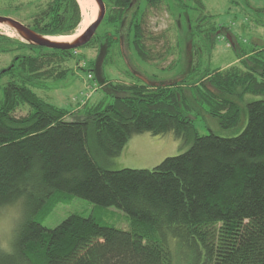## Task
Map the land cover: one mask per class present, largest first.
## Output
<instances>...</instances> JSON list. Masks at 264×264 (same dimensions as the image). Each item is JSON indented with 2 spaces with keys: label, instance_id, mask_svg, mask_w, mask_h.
I'll use <instances>...</instances> for the list:
<instances>
[{
  "label": "trees",
  "instance_id": "obj_1",
  "mask_svg": "<svg viewBox=\"0 0 264 264\" xmlns=\"http://www.w3.org/2000/svg\"><path fill=\"white\" fill-rule=\"evenodd\" d=\"M104 1L103 23L111 28L104 34L107 55L114 43L122 44L119 33L126 29L128 43L147 62L167 56L156 50V41L165 38L149 28L148 11L172 2L184 14L190 8L185 0H146L143 11L137 7L131 13L136 0ZM188 1L195 10L205 9L194 28L200 29L212 15L204 0ZM185 20L192 29L189 17ZM82 21L78 0H48L29 27L44 35L71 36ZM75 50L32 46L0 34V53L23 52L0 73L12 76L0 100V211L17 204L25 211L12 250L0 254V264H264V48L237 50V64L207 69L200 77L188 73L155 85L137 75L132 82H105L113 101L75 110L82 118L30 88L63 78ZM196 70L193 64L190 72ZM186 89L224 127L241 121L237 96L241 101L247 94L263 98L246 103L247 125L239 135H203ZM25 105L30 110L18 115ZM170 131L192 139V145L153 168L117 170L96 158L95 147L116 157L136 135ZM70 195L121 210L128 228L80 214L46 227L45 220L58 204H68ZM185 249L187 258L181 257Z\"/></svg>",
  "mask_w": 264,
  "mask_h": 264
},
{
  "label": "rangeland",
  "instance_id": "obj_2",
  "mask_svg": "<svg viewBox=\"0 0 264 264\" xmlns=\"http://www.w3.org/2000/svg\"><path fill=\"white\" fill-rule=\"evenodd\" d=\"M48 0H0V16L14 18L25 25L30 24L32 15L41 5ZM190 4L188 11L177 7L175 2L159 10L148 11L149 28L156 35H163L165 40L156 41V50L167 56L163 62H147L141 59L135 49L128 43L126 29H122L119 36L124 39L122 46L114 43L106 53L107 45L104 34L111 29L106 22L99 27L93 44L76 49V58H70L63 69L66 74L57 80L38 81L30 88L45 101L74 111L73 118H82L79 108L87 105L93 106L98 102L111 103L114 94L106 88L105 82H132L137 77L150 81L151 84H159L167 81H175L188 73L191 77L203 75L208 69L217 67L226 68L237 64V53L242 50L251 53L254 49L264 48V0H204L207 10L212 17L207 18L200 29H194L199 25L197 17L204 12V8L195 10V5ZM146 0H136L133 13L139 7L142 11ZM83 8V7H82ZM194 8V10H193ZM191 10V12H190ZM84 14V13H83ZM191 20V28L188 30L185 18ZM84 18V17H83ZM80 28V26H79ZM78 28V30H79ZM75 34H79L78 31ZM86 30V29H85ZM114 33V32H113ZM0 34L13 38L14 33L9 28L0 25ZM124 36V37H123ZM231 38V41L229 40ZM228 39V40H227ZM100 43V47H98ZM233 43L237 48L230 46ZM129 47V48H128ZM238 50V51H237ZM22 51H8L0 53V73L9 68L18 54ZM107 55V56H106ZM243 55V54H242ZM180 59L178 65L167 68L171 62ZM248 60V57H246ZM245 60V58H244ZM194 64L196 71H192ZM89 74L93 77L90 78ZM18 78L20 74L15 71ZM12 79L11 75L0 77V100L5 96L7 83ZM195 81V80H194ZM185 95L194 107L192 117L200 134L211 132L223 136L232 137L239 135L247 125L246 103L250 100L263 98V95L247 94L244 101H236L241 107V121L237 126L224 127L220 120L210 115L196 99V94L186 89ZM30 110L28 105L18 110L17 114H26ZM155 138L158 143L154 149L142 142ZM192 139H185L170 131L164 135L155 136L152 133H143L134 136L126 146L131 152L116 157H106L96 147V158L101 163L112 169L143 168L150 169L160 164L165 158L175 156L187 151L192 145ZM94 144V143H93ZM96 146V145H93ZM139 148V149H138ZM72 196V195H70ZM70 200V201H69ZM68 204H58L54 212L44 224L54 228L72 214H80L88 217L96 216L102 223L116 225L119 228H128L129 220L124 217V212L115 207H102L90 201L72 196ZM22 212V219L17 220ZM24 210L20 205L7 206L0 211V254H7L12 250V244L16 229L24 219ZM189 252L185 249L181 257L187 258Z\"/></svg>",
  "mask_w": 264,
  "mask_h": 264
},
{
  "label": "water",
  "instance_id": "obj_3",
  "mask_svg": "<svg viewBox=\"0 0 264 264\" xmlns=\"http://www.w3.org/2000/svg\"><path fill=\"white\" fill-rule=\"evenodd\" d=\"M94 2L97 7V15L96 18L93 20V22L81 34H77L76 36L74 34L70 36V38L64 40H58V37H67V36L44 35L14 18L0 16V25L9 28L11 31H13L14 33L13 38H17L32 46L45 47L49 49H58L63 51L73 50L76 48L84 47L88 43H90L93 40V38L96 36L99 27L105 20V17L107 15V6L105 1L94 0ZM80 6L82 7L81 3ZM229 40L231 41L230 37ZM140 78L143 79L144 81H147V79L143 78L142 76H140Z\"/></svg>",
  "mask_w": 264,
  "mask_h": 264
},
{
  "label": "bare ground",
  "instance_id": "obj_4",
  "mask_svg": "<svg viewBox=\"0 0 264 264\" xmlns=\"http://www.w3.org/2000/svg\"><path fill=\"white\" fill-rule=\"evenodd\" d=\"M79 2L81 3L82 7H83V21L80 25L79 28V34H81L83 31H85V29H87V27L93 22V20L96 18L97 15V7L96 4L94 2V0H79ZM77 34H75L76 36ZM72 36V35H71ZM74 37V36H73ZM70 38V36L67 37H58V40H64V39H68ZM78 49V48H76ZM75 50V49H73Z\"/></svg>",
  "mask_w": 264,
  "mask_h": 264
},
{
  "label": "crops",
  "instance_id": "obj_5",
  "mask_svg": "<svg viewBox=\"0 0 264 264\" xmlns=\"http://www.w3.org/2000/svg\"><path fill=\"white\" fill-rule=\"evenodd\" d=\"M137 136H138V135H137ZM133 138H134V137H133ZM133 138H132V139H133ZM132 139H131V140H132ZM157 143H158V141H157L155 138H152L151 140H146L145 142H142V143L140 144L139 148H140L141 146L146 145V148H147V146H148V147L151 148L152 151H154L155 147L158 146ZM139 148H138V149H139ZM147 149H148V148H147ZM130 152H131V150H130V148L128 147L127 151H125L124 154H128V153H130Z\"/></svg>",
  "mask_w": 264,
  "mask_h": 264
},
{
  "label": "flooded vegetation",
  "instance_id": "obj_6",
  "mask_svg": "<svg viewBox=\"0 0 264 264\" xmlns=\"http://www.w3.org/2000/svg\"><path fill=\"white\" fill-rule=\"evenodd\" d=\"M258 10H260L262 13L264 12V8H263V7H262V8H259ZM21 23H22V22H21ZM23 24H24V23H23ZM27 26H29V24H27ZM98 47L101 48V47H100V43H99Z\"/></svg>",
  "mask_w": 264,
  "mask_h": 264
},
{
  "label": "clouds",
  "instance_id": "obj_7",
  "mask_svg": "<svg viewBox=\"0 0 264 264\" xmlns=\"http://www.w3.org/2000/svg\"><path fill=\"white\" fill-rule=\"evenodd\" d=\"M22 219V212L19 217H17V220Z\"/></svg>",
  "mask_w": 264,
  "mask_h": 264
},
{
  "label": "built area",
  "instance_id": "obj_8",
  "mask_svg": "<svg viewBox=\"0 0 264 264\" xmlns=\"http://www.w3.org/2000/svg\"><path fill=\"white\" fill-rule=\"evenodd\" d=\"M74 54H78V52H77V51H74ZM89 77L91 78V77H92V75L90 74V75H89Z\"/></svg>",
  "mask_w": 264,
  "mask_h": 264
}]
</instances>
